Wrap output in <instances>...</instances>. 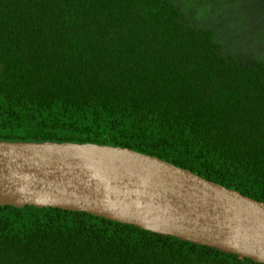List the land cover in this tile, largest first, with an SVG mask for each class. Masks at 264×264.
I'll use <instances>...</instances> for the list:
<instances>
[{"label": "trees", "instance_id": "1", "mask_svg": "<svg viewBox=\"0 0 264 264\" xmlns=\"http://www.w3.org/2000/svg\"><path fill=\"white\" fill-rule=\"evenodd\" d=\"M188 19L180 0H0V140L126 147L264 202V59L224 53ZM0 264L261 263L2 205Z\"/></svg>", "mask_w": 264, "mask_h": 264}, {"label": "water", "instance_id": "2", "mask_svg": "<svg viewBox=\"0 0 264 264\" xmlns=\"http://www.w3.org/2000/svg\"><path fill=\"white\" fill-rule=\"evenodd\" d=\"M82 211L264 264V202L126 147L0 140V206Z\"/></svg>", "mask_w": 264, "mask_h": 264}, {"label": "rangeland", "instance_id": "3", "mask_svg": "<svg viewBox=\"0 0 264 264\" xmlns=\"http://www.w3.org/2000/svg\"><path fill=\"white\" fill-rule=\"evenodd\" d=\"M190 24L210 25L224 53L264 59V0H180ZM197 12L199 17L196 16Z\"/></svg>", "mask_w": 264, "mask_h": 264}]
</instances>
